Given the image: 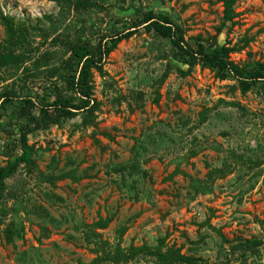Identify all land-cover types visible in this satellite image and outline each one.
<instances>
[{"label": "rangeland", "instance_id": "obj_1", "mask_svg": "<svg viewBox=\"0 0 264 264\" xmlns=\"http://www.w3.org/2000/svg\"><path fill=\"white\" fill-rule=\"evenodd\" d=\"M60 2L0 0V16L29 31L16 51L33 49L23 63L0 67L8 109L0 113V168L21 153L25 125L33 130L26 139L35 163L32 172L23 165L4 180L5 207L24 204L23 236L6 243L0 225V264H89L92 232L111 249L155 247L166 237L167 247L182 246L207 264H264V246L231 254L239 242L264 239V83L241 93L236 81L218 80L206 68L188 71L168 39L142 24L143 14H161L187 42L226 45L229 60L251 68L264 65V0H233L230 21L223 19V0H92V8L78 11ZM128 29L133 34L104 61L106 75L92 70L93 115L33 129L25 114L38 118V100L55 91L49 82L63 88L61 76L76 66L66 63L70 51L58 40L95 46ZM5 39L0 19V44ZM25 95L36 107L27 113ZM215 168L226 174L212 181L210 193L195 192L190 183H208L206 173ZM49 171L75 174L42 183L39 172ZM206 221L212 229L200 226ZM119 264L160 263L138 257Z\"/></svg>", "mask_w": 264, "mask_h": 264}, {"label": "trees", "instance_id": "obj_2", "mask_svg": "<svg viewBox=\"0 0 264 264\" xmlns=\"http://www.w3.org/2000/svg\"><path fill=\"white\" fill-rule=\"evenodd\" d=\"M50 1L61 3V0ZM62 2L65 3L67 9L73 7L77 9V11L79 9H90L95 5L92 3V0H62ZM232 5L233 0H223V19L225 21H230L233 17ZM0 17L7 34V39L0 44V67L5 68L12 64H21L23 63L24 57L33 51V49L16 51L28 43V28L25 27L24 23H16L14 18L10 16L1 15ZM45 19L50 20L49 17ZM142 24H144L146 30H152L160 37L168 39L173 49V57L181 64L186 65L187 69H189L188 71L196 66L206 68L212 72L218 80L236 81L241 93H246L249 89L256 87L259 82L264 83V65L257 64L251 68L238 66L229 60L228 55L232 51V48L226 45H209L200 40H196L191 44L184 39V35L179 27L174 26L173 28L168 17H164L155 12L143 14ZM34 30L44 32V30H41L39 27ZM132 34V30L128 29L111 36L108 40L104 38L100 39L95 46L90 45L88 42L77 43L69 40H64L63 42L58 40L65 49L70 51L69 59L66 60V63L69 65L71 61H75L76 66L72 73L61 76L63 88H59L54 81L49 82L53 85L55 91L38 100V118L27 113V111H31L32 108H36L31 97L25 95L21 98V104L23 105L21 106V110L26 112L27 114L24 113L27 116L26 118L34 123L33 129L39 126L44 128L51 125L58 126L63 120L72 119L82 112L85 113V121L86 119L88 120L98 108V103L92 96V70H95L100 77H104L106 75L103 69L105 59L108 57L109 53L116 48V45L120 41L129 38ZM52 73V71L46 72L47 77L51 78ZM165 77L166 74H163L159 79V83H162ZM62 89H64L65 93L70 91L72 96H65V94L62 93ZM5 99V95L0 98L1 114H8V109L4 103ZM154 103H157V100H155ZM28 128V125L20 128L19 144L21 146V153L14 157L12 161H9L4 167L0 168V225H4L5 242L9 244L13 243L15 239H20L23 236V226L19 222L18 212L24 204L20 201L13 203L11 208L7 209L5 207L4 180L11 177L18 168L23 165L26 166V169L30 172L35 168V163L32 159L33 153L31 147L27 145L26 139L27 134L33 130H29ZM247 163L259 167L262 162H253L248 159ZM39 173V180L41 179L42 183L50 184H53L57 179L60 180L63 177H72L71 175L75 174L74 171H69L68 174L65 173L64 175L55 174L52 171ZM225 174L226 172L223 169H210L206 173V179L209 180L208 183L204 181L202 185L200 181L195 180L190 183V186L193 187L197 193H210L212 191V181L222 178ZM42 213L43 212H40L38 215L44 221L47 217L43 216ZM23 214L29 215L26 208ZM8 215H10V220L6 223L5 219L8 218ZM39 225H41V230H43L42 224L39 223ZM105 225L106 222L104 221L96 226L102 229ZM200 226H208L212 229V227L207 224V221ZM215 231L220 235L219 231ZM91 236L94 240L88 241L95 247L93 248L95 257L89 264H119L132 261L138 257L154 258L160 264H207L199 258L183 254L181 252L182 246L178 248L174 246L167 247L165 244L166 237L159 239L155 247L146 245L135 247L131 245L122 249L120 245L116 244L111 249L106 242L101 240L99 234L92 232ZM261 246H264V239L252 238L251 240L239 242L231 246V254L234 255L236 249L244 250V248L253 253L256 248ZM247 251H242L240 257H246Z\"/></svg>", "mask_w": 264, "mask_h": 264}]
</instances>
